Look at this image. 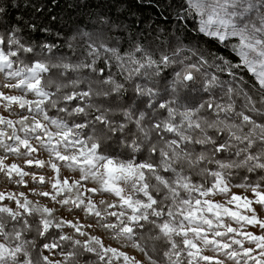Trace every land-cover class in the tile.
Returning <instances> with one entry per match:
<instances>
[{"label":"snow or ice","instance_id":"1","mask_svg":"<svg viewBox=\"0 0 264 264\" xmlns=\"http://www.w3.org/2000/svg\"><path fill=\"white\" fill-rule=\"evenodd\" d=\"M147 2L61 45L0 0V264H264V0Z\"/></svg>","mask_w":264,"mask_h":264},{"label":"trees","instance_id":"2","mask_svg":"<svg viewBox=\"0 0 264 264\" xmlns=\"http://www.w3.org/2000/svg\"><path fill=\"white\" fill-rule=\"evenodd\" d=\"M6 5L11 4L8 8V14L13 24L17 19L30 20L35 19L37 23H44L50 29V33H34L33 36L39 35L41 39L50 37L52 41L63 45L67 37L76 34L77 28L81 31L93 32L100 28L97 23L99 17L104 16L112 20H117L124 25L123 32L126 38L127 34L144 33L149 25H157L160 28H167L170 31L175 28V8L168 10L171 13H165L163 16H157L156 11L149 7L147 0H5ZM157 11L163 12V9ZM95 24V28L93 25ZM60 32L59 38L55 33ZM196 36L195 31L191 32ZM86 38L77 36V51H82ZM127 47V45H125ZM65 54L68 50L61 47ZM216 51V49H213ZM226 59H233V63L239 62V57L232 49L219 45L217 53ZM246 70L240 69L244 74ZM251 73L244 75L245 81L252 84ZM254 79V78H253Z\"/></svg>","mask_w":264,"mask_h":264},{"label":"rangeland","instance_id":"3","mask_svg":"<svg viewBox=\"0 0 264 264\" xmlns=\"http://www.w3.org/2000/svg\"><path fill=\"white\" fill-rule=\"evenodd\" d=\"M27 167V166H25ZM5 190H10V191H26L24 188H18L15 185H9L7 184L6 181H4L3 177H0V191H5ZM35 199V197H33Z\"/></svg>","mask_w":264,"mask_h":264}]
</instances>
